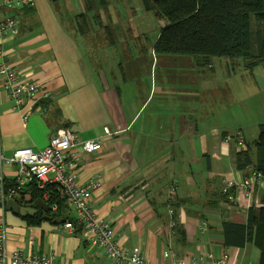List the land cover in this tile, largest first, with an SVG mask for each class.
Returning a JSON list of instances; mask_svg holds the SVG:
<instances>
[{"label":"crops","instance_id":"obj_1","mask_svg":"<svg viewBox=\"0 0 264 264\" xmlns=\"http://www.w3.org/2000/svg\"><path fill=\"white\" fill-rule=\"evenodd\" d=\"M63 1L66 5L67 0H36L33 8L2 9L0 19L13 16L18 28L0 35V49L22 78L38 83L37 103H42L40 111L36 103L34 113L27 101L16 110L0 89L5 154L22 148L42 150L64 127L83 140L101 137L104 149L82 155L77 180L81 185L100 183L91 207L111 222L122 248L140 252L150 264H215L206 255L220 257L223 223L244 224L251 206L264 205V182L257 184L251 199L233 193L235 205L222 194L226 181H244L254 170H238L240 150L234 142H225L239 121L232 108L240 103L239 95H213L214 89L233 82L226 77L230 68L240 77V61L212 58L203 66L199 58L162 56L153 51L159 35L150 46L147 40H134L141 35L135 30L82 35L65 27ZM216 61L219 71L214 70ZM18 169L8 166L5 175L13 178ZM171 208L184 237L171 226ZM66 214L76 218L68 205ZM5 215L10 251L55 254L56 264H113L103 249L88 243L81 226L69 233L58 231L44 215L38 225L8 210ZM227 249L232 264H260V251L252 244Z\"/></svg>","mask_w":264,"mask_h":264},{"label":"built area","instance_id":"obj_2","mask_svg":"<svg viewBox=\"0 0 264 264\" xmlns=\"http://www.w3.org/2000/svg\"><path fill=\"white\" fill-rule=\"evenodd\" d=\"M1 5L8 10L17 11L35 7L36 0H2ZM17 28L18 21L15 17L0 19V35H4L8 30L15 31ZM6 61V53L0 49V89H3L15 102L16 110H22L27 101L31 104V113H34L40 93L38 83L22 78L19 68L7 64ZM43 95L48 96L46 92ZM40 110L41 107L38 111ZM23 119L27 122L29 115L24 116ZM104 133L109 136L113 135L108 128H104ZM225 142H234L238 149H246L244 139L239 134L238 138L225 136ZM103 149L104 144L101 137L83 140L71 129H60L50 138L48 146L44 149L35 151L31 148H22L16 150L11 156H7L3 149L0 126V264H56L55 254H25L22 250L10 251L7 247L9 231L5 215L7 202L13 199L19 200L20 205L30 204L33 202L30 193L32 188L43 190L49 186H56L59 191V200L65 202L76 213V218L70 216L64 219L63 223L56 224L58 231L74 233L78 226H81L88 243L93 247L103 249L113 264H150L140 252L122 248L116 239L115 229L111 222L100 217L92 209L90 203L93 190L100 186L98 180H93L87 185H81L77 180L82 155H92ZM12 165H17L19 169L15 177L8 178L5 175V168ZM250 175L248 179L241 182L232 180L225 182L222 194L227 198L228 204L237 203L236 196L233 194L236 192L251 199L257 184L264 182L262 173L253 171ZM175 186L176 182L170 186L172 195L175 194ZM44 197L49 204L50 198L47 195ZM49 206V214L53 219L62 218L59 215L58 202L49 204ZM169 213L173 215L174 209L171 208ZM174 225L175 222L172 220L171 226ZM200 229L206 230L207 224L203 222ZM206 257L213 260L215 264H232V256L226 247L221 250L218 259L212 252L207 253Z\"/></svg>","mask_w":264,"mask_h":264},{"label":"trees","instance_id":"obj_3","mask_svg":"<svg viewBox=\"0 0 264 264\" xmlns=\"http://www.w3.org/2000/svg\"><path fill=\"white\" fill-rule=\"evenodd\" d=\"M140 1L144 11L167 21L154 45L158 54L199 58L203 66L211 64L212 58H223L230 62L241 60L247 70L264 66V0ZM83 4L85 11L75 18V31L87 36L92 32L89 17L95 15L97 10L106 8L108 0H83ZM2 9L6 8L1 5V13ZM111 41L113 43V39ZM37 106L42 107L41 100ZM56 116L61 118L59 110ZM239 150L236 153L237 169L243 171L253 167L254 172L264 175V125L260 126V135L253 146ZM30 193L34 202L45 199L44 195H47L49 204L59 203V215L63 219L70 218L66 214L67 204L59 200L56 186L43 190L32 188ZM44 214L40 211L39 217H25V220L29 225H38ZM174 216L175 233L184 237V231L179 228ZM222 227L224 247L244 249L252 244L260 251V264H264V205L251 206L246 223L226 221Z\"/></svg>","mask_w":264,"mask_h":264},{"label":"rangeland","instance_id":"obj_4","mask_svg":"<svg viewBox=\"0 0 264 264\" xmlns=\"http://www.w3.org/2000/svg\"><path fill=\"white\" fill-rule=\"evenodd\" d=\"M60 5L65 6L64 10H61L65 27L71 31H75L77 27L75 18L85 11L83 0H67L66 5L64 1ZM137 16H141V18L137 20ZM89 18L92 32L104 33L110 30L112 34H115L114 31L118 29V31L125 34L128 31L132 33L135 30V32H140L141 35L140 38H134V40H147L150 46H153L155 39L161 33V29L167 24L166 20L158 19L154 13L144 11L140 0H108L106 8L97 10L95 15ZM107 26L110 29H105V27L108 28ZM134 34L137 35V33ZM131 38L133 39V37ZM120 40L123 42L126 38H121ZM120 40L118 39V41ZM104 41L107 42L106 38ZM90 44L93 45V41ZM137 45L138 43L135 42V46ZM170 56L176 57L177 55ZM239 61L241 63V67L239 68L240 77L235 75L232 68H230L229 72L226 73V77L233 82L230 85L226 84L214 89L213 95L222 97L223 94L229 93V98L237 94L239 95L240 103L232 105L235 112H238L239 121L234 123L235 134L231 136L238 138L239 134L244 139L246 147L248 145L252 147L255 139L260 135V126L264 125V66L260 65L256 66L253 70H247L242 61ZM214 70H220L218 61L215 62ZM186 71L188 72L190 69ZM242 132H244L249 140L246 137L244 138ZM254 153L253 149L252 154L254 155ZM205 162L206 160L203 163ZM224 186L225 183L223 184V188ZM254 248L256 247L254 246ZM256 250L258 249L256 248Z\"/></svg>","mask_w":264,"mask_h":264},{"label":"water","instance_id":"obj_5","mask_svg":"<svg viewBox=\"0 0 264 264\" xmlns=\"http://www.w3.org/2000/svg\"><path fill=\"white\" fill-rule=\"evenodd\" d=\"M6 209L12 212L14 215L21 216V217H34L36 214H39L40 211L44 212L43 218L53 222L54 224L63 223L65 220L63 218L53 219L50 212L49 204L42 199H39L35 202H30V204L20 205L16 200H9L7 202Z\"/></svg>","mask_w":264,"mask_h":264},{"label":"clouds","instance_id":"obj_6","mask_svg":"<svg viewBox=\"0 0 264 264\" xmlns=\"http://www.w3.org/2000/svg\"><path fill=\"white\" fill-rule=\"evenodd\" d=\"M44 200V199H43ZM34 202V201H33ZM50 215V214H49ZM56 225V224H55Z\"/></svg>","mask_w":264,"mask_h":264}]
</instances>
